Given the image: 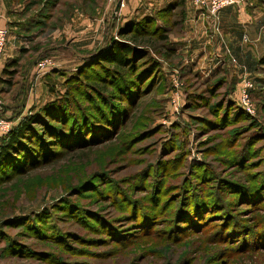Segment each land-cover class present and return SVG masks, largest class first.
Masks as SVG:
<instances>
[{"label":"rangeland","instance_id":"rangeland-1","mask_svg":"<svg viewBox=\"0 0 264 264\" xmlns=\"http://www.w3.org/2000/svg\"><path fill=\"white\" fill-rule=\"evenodd\" d=\"M6 1L23 8L32 24L13 76L4 72L12 60L0 69V153L20 116L37 113L66 90V74H38L45 59L66 72L62 59L86 54L76 68L80 73L67 72L82 80L75 102L90 114L80 116L77 129L80 120L67 105L61 117L67 133L74 130L54 137L55 127L40 131L46 113L26 130L23 143L0 157V264H264V66L245 70L226 46L224 56L207 64H187L180 52L165 54L156 33L144 43L149 52L140 51L129 69L118 72L97 55L110 39L100 33V44L85 39L71 21L82 13L103 15L106 0ZM219 17L216 26L211 22V35L224 41ZM179 19L170 12L158 20L167 25L169 47L171 38L183 34ZM112 23L104 24L107 36L124 41ZM5 30L0 54L12 47ZM150 53L164 79L149 71ZM51 75L64 82L44 83L45 93L39 84ZM245 79L252 85H243ZM90 84L110 98L99 97ZM94 96L99 111L90 101ZM108 111H120L117 130L94 122L98 112ZM35 150L38 159L32 161L29 151ZM190 197L202 201L200 220L184 218L177 226L179 206ZM151 204L154 216L144 232L138 211Z\"/></svg>","mask_w":264,"mask_h":264},{"label":"crops","instance_id":"crops-1","mask_svg":"<svg viewBox=\"0 0 264 264\" xmlns=\"http://www.w3.org/2000/svg\"><path fill=\"white\" fill-rule=\"evenodd\" d=\"M5 1L0 0V28L10 30L12 47L8 50L6 48L5 52L0 54V69L5 67L8 59L16 58L17 51L22 49V44L28 43L31 36L28 33L32 17L25 15L23 8L18 9L17 6L10 5ZM121 1L124 2V7L120 6ZM176 2L177 0H106L103 15L89 16L90 13H87L88 15L84 16L82 13L79 16L75 15L71 21L74 22L73 29L77 31V34H82L85 39L93 37L94 40H97L99 33L102 35V39L105 37L110 39L104 25L107 22L108 24L113 22L112 24L120 29L132 23H138L147 17H154L159 11L169 8ZM184 9L186 15L182 22L183 34L171 38L170 46L177 53L180 52L183 55L187 64L195 62L207 64L218 56H224V46H226L232 49L245 70L250 69L248 65L252 68L261 66L259 60L264 55V0H245L241 5L230 6L221 11L225 42L218 37H212V24L205 13L207 11L197 7L194 0H185ZM110 19L112 20L110 21ZM67 20L65 19L64 22L66 23ZM57 31L59 32L60 29ZM112 36L114 37V35ZM101 42L97 40L96 43L100 44ZM55 52L58 53L60 50L57 49ZM63 54L64 51L57 56H64ZM72 55H69L66 60L62 59L61 64H64V70L76 69L84 63L83 59L86 54L73 53ZM53 82L62 85L64 81L60 77L47 76L44 77L42 83L40 82V89L43 88L46 93L47 89H45L44 83L52 85ZM52 98L54 97L52 96Z\"/></svg>","mask_w":264,"mask_h":264},{"label":"trees","instance_id":"trees-1","mask_svg":"<svg viewBox=\"0 0 264 264\" xmlns=\"http://www.w3.org/2000/svg\"><path fill=\"white\" fill-rule=\"evenodd\" d=\"M184 3L185 0H177V2L174 5H171L169 8L167 9H163L161 11H159L156 16L154 17H147L144 20L138 22V23H132L129 25L128 28H121L119 30V34L124 35V41H114L112 35H110V42L107 41L106 44L104 45V47L102 49H100L98 51V59L102 58L104 62L111 64V66L113 67H118L119 69L117 70L119 71H124L127 67V69H129L132 65H129L130 61H132L133 56L137 55V53H139L140 51H144L146 52V50L149 52V47L144 44L147 40V43H149V39L151 37V34H158V39L163 42V47H164V53L165 54H170V53H176V51L169 47L168 45V41H169V30L167 28V25H160L161 23H158V20H162L163 17L167 14L172 12L173 14L179 15L180 19L178 22H183L185 15H186V11L184 9ZM39 24L43 23V22H38ZM142 26V28H141ZM153 29V31H150L151 29ZM109 36V35H108ZM151 47V46H150ZM151 49V48H150ZM25 50V49H23ZM152 50V49H151ZM150 50V51H151ZM153 51V50H152ZM156 54V53H155ZM91 57V56H89ZM89 57H86V61L88 62ZM149 59H153L151 60L153 65L149 68V71H157L160 75L161 78L164 79V71L162 68L161 63L155 59L154 57H151V53L149 56ZM18 58H15L12 60V62L8 63V67L5 68L4 72L7 75L13 76V74L15 73V69L11 71V68H15V66H17L18 63ZM85 61V62H86ZM259 64L261 66H264V55L261 57V59L259 60ZM129 66V67H128ZM122 68V69H121ZM109 69V68H108ZM111 69V68H110ZM81 69H76L77 73H80ZM55 71V72H54ZM54 73H59V74H66L67 75V79L65 81V92L62 93L61 95L53 98V100L48 101L47 103H45L40 110L37 113H33L30 116H23L21 118L20 116V122L17 123L16 127H14L10 132V138L7 142L6 145H4V147L2 148V151L0 153V157L9 154V149L14 148L13 146L15 144H20L21 142L23 143L22 140H24L26 138L25 133L26 130L32 127H35V124L37 123V120L40 119V117H43L46 113L50 115V117L45 118L42 122H40V124L38 125H43V128H40L39 130L41 131V133H45L48 132L50 133V129H53L51 127H55V129L52 131L53 136H59V137H63V136H67L69 137L70 134L73 132V127L71 126V132L67 133V129L65 130V126L67 128V125L65 123H63V119L67 116L65 113V108H67L66 106H69V111L71 110V106H73V112H71L72 117H75L74 120L76 122V120H80V116H89V111L81 104H79L78 102H75V97L77 95L78 92V87L80 85V83L82 82V80L80 79V81L75 80L76 76H72L73 73H68L67 71H63V70H54ZM76 71L74 74H76ZM100 77L104 74H100ZM81 76H83L84 78H89L90 75L86 74V72L81 71ZM90 79V78H89ZM107 79V78H105ZM77 81V82H76ZM8 83L11 84L10 80L7 81ZM98 85V84H97ZM97 85H89L91 88L95 89L98 94L99 97H104L105 100H108L111 96L110 92H106L105 90L103 91V89L101 90L99 88V86ZM88 86V85H87ZM99 97L94 96L93 99H91L90 101L94 104L93 107H97L98 111H99ZM77 100V99H76ZM75 106V107H74ZM107 106V105H106ZM50 111V112H49ZM57 111V112H56ZM120 111L117 112H110L108 111V113H103V112H98V119L100 121H98L97 119H94V122H97L98 124H101L102 126H107V124H113L112 127H114V130H117L116 128V123H115V119L117 117V115L119 114ZM64 115V118H62L61 116ZM93 115V114H92ZM112 120V121H111ZM74 121H72V125L75 128V125H77V129H81V125H83L81 123V120L79 122H76L75 124ZM49 127L46 129V127ZM100 126V125H97ZM112 129V128H111ZM94 130V129H92ZM109 131V130H106ZM41 133H39V135H35L37 139ZM27 134V133H26ZM23 137V138H22ZM75 140H78V138L76 139L74 137ZM68 141H72L71 138H67ZM33 143V142H32ZM27 146L30 147V145L27 144ZM28 150H31V147ZM33 153V154H32ZM30 153L29 151V156H31L32 161L35 160L36 158V150L34 152ZM35 157V158H34ZM38 159V158H36ZM29 161V162H32ZM203 177H205L206 179H208L209 176L208 173H206L205 171ZM160 183V182H159ZM159 183L155 186V191L158 190V185ZM193 199V200H192ZM152 202H156L157 198L156 196H152ZM190 202L188 203V201L184 204H180L178 212L175 216V220L177 222V226H181L180 221L185 219H190L191 220H195L196 222L199 221L200 219L198 218L200 215V208H201V203L202 201L196 197L195 199L193 197H190ZM192 201L194 202L193 204V208L189 206V204H192ZM153 205L155 206V203H153ZM151 204L150 207H145V206H141L139 208V216L137 217V221H138V226L142 227L144 229V232H148L149 231V226L151 225V218L154 216V206ZM137 214L136 210H134L132 208L131 210V214ZM179 230L180 227H178ZM176 234V233H175Z\"/></svg>","mask_w":264,"mask_h":264},{"label":"built area","instance_id":"built-area-1","mask_svg":"<svg viewBox=\"0 0 264 264\" xmlns=\"http://www.w3.org/2000/svg\"><path fill=\"white\" fill-rule=\"evenodd\" d=\"M195 5L200 7L205 12L212 22L213 26H216L219 20V15L222 9L229 7V6H236L240 5L244 2V0H194ZM120 6L124 7L125 4L123 1L120 2ZM7 39V31L5 29H0V53L2 52ZM57 64L54 62L53 59H45L40 64H38V74H45L49 71H53L59 69ZM252 81L250 79H245L243 81V85L249 86L252 85ZM244 96V94H243ZM1 125H3V120H0Z\"/></svg>","mask_w":264,"mask_h":264}]
</instances>
